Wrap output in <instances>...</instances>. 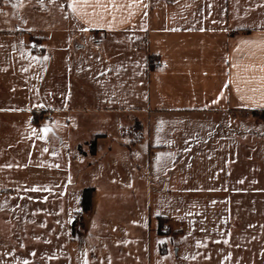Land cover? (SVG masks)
<instances>
[{
    "label": "crops",
    "instance_id": "1",
    "mask_svg": "<svg viewBox=\"0 0 264 264\" xmlns=\"http://www.w3.org/2000/svg\"><path fill=\"white\" fill-rule=\"evenodd\" d=\"M34 42L41 53L30 50ZM87 104L146 114L145 122L135 118L122 128L130 154L145 147L144 166L133 158L127 169L96 164L106 133L91 135L87 146L61 136L55 118L70 126V109ZM262 111L264 0H0V253L43 246L45 260L32 264H65L67 235L56 205L67 195L80 206L81 191L92 188L89 212L96 195L90 181L102 177L137 188L142 171L150 178L143 197H154L156 207L173 204L186 158L213 139L250 135L245 125H264L251 115ZM42 112L52 115L47 131L58 139L53 144L42 134ZM132 123L136 141L123 132ZM26 204L42 211L17 212ZM159 210L157 227L163 219L169 232L158 227L157 234L172 239L182 233L171 224L174 216ZM69 242L74 264H82L81 250ZM212 251L242 252L231 264H253L254 254L264 252V236Z\"/></svg>",
    "mask_w": 264,
    "mask_h": 264
},
{
    "label": "rangeland",
    "instance_id": "2",
    "mask_svg": "<svg viewBox=\"0 0 264 264\" xmlns=\"http://www.w3.org/2000/svg\"><path fill=\"white\" fill-rule=\"evenodd\" d=\"M29 48L36 54L41 53L36 42L29 44ZM39 115L47 120L40 126L42 134L51 144L53 140L57 142L54 133L45 131L52 115L48 112ZM47 115L51 119H47ZM69 118L70 126L68 119H55L61 123V136L67 134L70 145L81 141L87 146L89 143L85 142H89L91 135L106 133V138L99 143L96 164L127 169L133 158L145 165V147L130 154L128 148L131 146H125L130 143L122 136V128L135 118L145 122L146 114L133 110H97L87 104L71 108ZM245 127L244 132L253 133L243 139L237 137V140H232L231 136L213 139L207 142L204 151L200 148L201 153L195 152L186 158L177 174L179 198L173 204L156 207L154 197H143V188L150 184V178L142 171L137 188L131 186L129 189L120 182L110 183L102 177L90 181L96 187V195L89 212H82L77 199L72 194L67 195L64 204L56 205L61 212L60 231L64 230L67 235L65 264H74L71 248L75 245L69 239L81 250L82 264H231L236 253L241 256L242 252L224 254L212 250L229 246L235 239L248 243L256 235L264 236V125L254 128L247 124ZM137 129L138 125L132 123L123 132L136 141ZM179 143L188 142L180 140ZM85 166L84 162V169ZM173 180L176 181L175 177ZM1 207H5V203L0 204ZM159 209L174 216L175 222L171 224L174 227L179 224L182 233L172 239L166 234H157L160 226L157 227L156 215L162 213ZM41 211L42 206L35 204L20 205L17 210L22 214ZM230 216L235 219L228 221ZM160 220L163 227L164 220ZM74 229L76 239L72 236ZM21 244L20 241L17 250L23 249ZM27 248L34 251L0 253V264H22L24 261L32 264L36 258L45 260L43 246L29 245ZM246 251V259L251 260L252 254ZM254 256L253 264H264V252Z\"/></svg>",
    "mask_w": 264,
    "mask_h": 264
},
{
    "label": "trees",
    "instance_id": "3",
    "mask_svg": "<svg viewBox=\"0 0 264 264\" xmlns=\"http://www.w3.org/2000/svg\"><path fill=\"white\" fill-rule=\"evenodd\" d=\"M251 115L255 119H261V120L264 119V111L252 112ZM92 192H93L92 188H85L81 191L80 206H81L82 212H87L90 209ZM73 225H74V222H73ZM158 226H160V228H161V220L160 219L158 220Z\"/></svg>",
    "mask_w": 264,
    "mask_h": 264
},
{
    "label": "built area",
    "instance_id": "4",
    "mask_svg": "<svg viewBox=\"0 0 264 264\" xmlns=\"http://www.w3.org/2000/svg\"><path fill=\"white\" fill-rule=\"evenodd\" d=\"M150 64L154 67H159L161 65V61L160 60H152L150 61ZM47 119H51V116L50 115H47L46 117ZM169 230V227L167 225H164L162 227V231L166 232Z\"/></svg>",
    "mask_w": 264,
    "mask_h": 264
},
{
    "label": "snow or ice",
    "instance_id": "5",
    "mask_svg": "<svg viewBox=\"0 0 264 264\" xmlns=\"http://www.w3.org/2000/svg\"><path fill=\"white\" fill-rule=\"evenodd\" d=\"M5 2H7V0H5ZM81 2L83 3V4H88V0H81ZM97 4H99V0H97ZM17 5H13V7H16ZM69 7H72V10L73 11H75V7L73 6V5H69ZM45 131H47V129H45ZM33 190H35V189H33Z\"/></svg>",
    "mask_w": 264,
    "mask_h": 264
}]
</instances>
